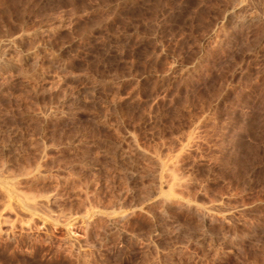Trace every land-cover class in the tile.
Instances as JSON below:
<instances>
[{"label":"rangeland","instance_id":"1","mask_svg":"<svg viewBox=\"0 0 264 264\" xmlns=\"http://www.w3.org/2000/svg\"><path fill=\"white\" fill-rule=\"evenodd\" d=\"M0 264H264V0H0Z\"/></svg>","mask_w":264,"mask_h":264}]
</instances>
